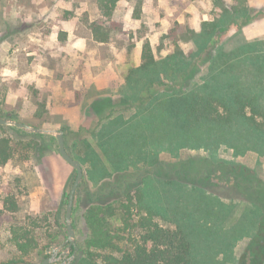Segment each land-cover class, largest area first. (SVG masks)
Wrapping results in <instances>:
<instances>
[{
	"label": "trees",
	"instance_id": "trees-1",
	"mask_svg": "<svg viewBox=\"0 0 264 264\" xmlns=\"http://www.w3.org/2000/svg\"><path fill=\"white\" fill-rule=\"evenodd\" d=\"M95 1L98 20L90 21L85 12L80 22L95 42L105 44L122 31L113 18L121 0ZM128 1H133L132 18L139 19L143 0ZM212 2L213 20L203 21L199 32L185 27L172 53L156 58L143 41L140 64L126 71L115 97L97 95L88 103L96 125L82 130V139L69 140L76 132L60 128L67 153L83 169L72 226L76 208L83 207L86 234L76 241V251L71 247L75 255L68 264H222L218 253L226 258L245 238L244 253L233 264H264V182L215 158L221 146L236 156L264 154V43L245 42L232 50L215 46L229 26L252 20L253 10L247 0H234L229 7L223 0ZM179 41L191 42L195 50L184 53ZM33 102L34 117L41 120L47 114L45 102ZM0 118L21 122L3 111ZM44 138L54 140L0 125V166L19 150L28 159L29 153L43 149L36 139ZM186 148L205 149L209 155L161 165L162 151L175 156ZM212 178L229 191L228 204L210 190ZM4 206L17 211L12 197L4 199ZM236 206L246 208L225 231ZM10 240L19 258L9 264H18L32 254L41 261L47 258L45 249L56 237L40 247L29 228L13 225Z\"/></svg>",
	"mask_w": 264,
	"mask_h": 264
},
{
	"label": "rangeland",
	"instance_id": "rangeland-1",
	"mask_svg": "<svg viewBox=\"0 0 264 264\" xmlns=\"http://www.w3.org/2000/svg\"><path fill=\"white\" fill-rule=\"evenodd\" d=\"M212 1L143 0L140 18L133 19V1L121 0L113 18L122 24V31L101 44L92 39L80 22L85 12L90 21L98 20L95 0H0V111L15 114L19 121L33 127L41 120L44 122L40 128L60 130L67 126L76 132L68 135L69 140L82 139L85 135L82 130L96 125L88 103L97 95L115 97L126 71L140 64L143 41L149 42L156 58L172 53L185 27L199 32L203 21L213 20ZM223 2L228 7L234 4V0ZM247 6L253 10L252 20L229 26L215 46L232 50L245 42L264 43V0H247ZM143 34L144 38L140 39ZM177 45L186 54L195 50L191 42L179 41ZM205 57L202 54L199 62ZM205 65L200 71H204ZM34 99L45 102L47 114L41 120L34 117ZM50 137L54 140L36 139L43 149L29 153L28 159L19 150L8 164L0 166V264L19 258L10 240L13 225L29 228L40 247L56 237V242L45 249L48 256L54 246L66 239L63 200L75 173L58 154L56 139ZM208 155L205 149L186 148L175 156L162 151L158 158L161 165L169 167ZM215 158L246 169L264 182V154L247 151L236 156L232 149L221 146ZM210 185V190L227 202L230 194L225 185L214 178ZM6 197L13 198L17 211L11 212L4 206ZM245 208L234 207L223 230H230ZM82 213L83 207H77L74 212L75 245L86 234ZM33 219L36 226L32 225ZM248 241L249 238L238 241L230 252L227 250L226 258L220 252L216 259L222 264H233L243 255ZM57 255L60 260L51 264L62 261L68 264L73 259L71 250L63 254V247ZM24 262L39 264L41 260L32 254Z\"/></svg>",
	"mask_w": 264,
	"mask_h": 264
},
{
	"label": "water",
	"instance_id": "water-1",
	"mask_svg": "<svg viewBox=\"0 0 264 264\" xmlns=\"http://www.w3.org/2000/svg\"><path fill=\"white\" fill-rule=\"evenodd\" d=\"M0 125L2 126H13L19 128L28 133L41 134V135H50L56 139L57 143V151L60 157L65 161L68 165H70L75 171L74 180L70 186V189L66 198V205L64 211V223H65V231H66V239L59 245H56L52 248V253L47 258L43 259L39 264H51L53 262H57L60 260V257L57 255L58 251L63 247V254L67 255L71 250V247H74L76 251L75 239H74V230L72 226V210L74 205L75 193L80 185L83 169L79 161L73 159L66 151L64 145L63 132L61 130H53V129H45L40 127H33L26 123L15 122L12 120L0 118ZM74 257V253L71 255V259ZM65 261H62L63 264ZM18 264H33V263H18Z\"/></svg>",
	"mask_w": 264,
	"mask_h": 264
}]
</instances>
